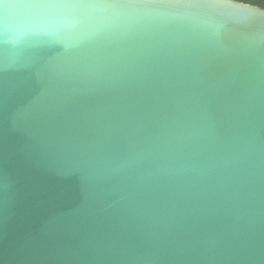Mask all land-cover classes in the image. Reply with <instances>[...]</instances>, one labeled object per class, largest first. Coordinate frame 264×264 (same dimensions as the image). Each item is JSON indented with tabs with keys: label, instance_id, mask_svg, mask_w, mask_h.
<instances>
[{
	"label": "water",
	"instance_id": "water-1",
	"mask_svg": "<svg viewBox=\"0 0 264 264\" xmlns=\"http://www.w3.org/2000/svg\"><path fill=\"white\" fill-rule=\"evenodd\" d=\"M0 264H264V9L3 0Z\"/></svg>",
	"mask_w": 264,
	"mask_h": 264
},
{
	"label": "clouds",
	"instance_id": "clouds-1",
	"mask_svg": "<svg viewBox=\"0 0 264 264\" xmlns=\"http://www.w3.org/2000/svg\"><path fill=\"white\" fill-rule=\"evenodd\" d=\"M219 3H230L236 4L242 7L246 3V0H237V2H233V0H218ZM260 4L264 6V0H260Z\"/></svg>",
	"mask_w": 264,
	"mask_h": 264
},
{
	"label": "trees",
	"instance_id": "trees-1",
	"mask_svg": "<svg viewBox=\"0 0 264 264\" xmlns=\"http://www.w3.org/2000/svg\"><path fill=\"white\" fill-rule=\"evenodd\" d=\"M246 4H250V5L257 6V7L264 9V6L260 4V0H246Z\"/></svg>",
	"mask_w": 264,
	"mask_h": 264
},
{
	"label": "snow or ice",
	"instance_id": "snow-or-ice-1",
	"mask_svg": "<svg viewBox=\"0 0 264 264\" xmlns=\"http://www.w3.org/2000/svg\"><path fill=\"white\" fill-rule=\"evenodd\" d=\"M3 2V0H0V3H2Z\"/></svg>",
	"mask_w": 264,
	"mask_h": 264
}]
</instances>
